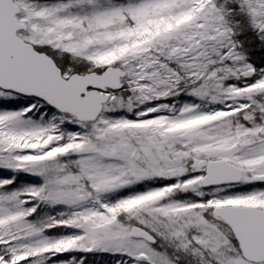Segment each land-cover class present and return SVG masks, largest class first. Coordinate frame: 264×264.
I'll return each instance as SVG.
<instances>
[{
  "label": "snow or ice",
  "instance_id": "snow-or-ice-1",
  "mask_svg": "<svg viewBox=\"0 0 264 264\" xmlns=\"http://www.w3.org/2000/svg\"><path fill=\"white\" fill-rule=\"evenodd\" d=\"M0 264H264V0H0Z\"/></svg>",
  "mask_w": 264,
  "mask_h": 264
}]
</instances>
